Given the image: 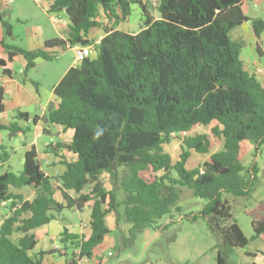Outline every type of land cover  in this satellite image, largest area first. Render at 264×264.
I'll list each match as a JSON object with an SVG mask.
<instances>
[{"label": "trees", "instance_id": "trees-1", "mask_svg": "<svg viewBox=\"0 0 264 264\" xmlns=\"http://www.w3.org/2000/svg\"><path fill=\"white\" fill-rule=\"evenodd\" d=\"M245 2L52 0L50 12L68 17L67 39L49 40L45 49L33 52L7 43L14 36L13 27L0 15L1 46L9 62L17 56L26 60L25 75L37 59L55 60L49 49L59 50L53 53L59 55L68 46L95 45V55L71 68L56 85L57 105L49 106L44 119L73 132L65 150L75 161L65 163L63 175L46 176L32 148L25 154L21 174L8 169L0 176V205L6 203L10 211L0 226V264H44L48 255L64 258L66 264L92 260L112 233L110 215L116 229L127 228L118 247L120 252L127 250L146 229H159L164 218L181 213L179 202L186 189L204 201L190 221L212 223L229 253L256 256L248 248L264 235V220L252 221L248 239L230 202V197L250 200L258 183V165L245 166L241 143L253 145L255 157L264 146V85L245 68L244 42L232 37L245 24L252 25L257 39L264 35V20L247 16ZM134 4L143 12L140 30H121ZM94 29L105 33L99 44L89 39ZM5 65L0 60L3 75L10 77ZM4 104L5 89L0 86V113ZM16 119L0 124V133L8 132L12 139L29 132V126L19 125H28L29 115L19 113ZM213 124L211 135L182 137ZM214 139L223 140L224 147L212 154ZM177 140L181 153L175 162L165 148ZM47 149L59 152L52 145ZM193 153L209 156L210 161L191 168ZM10 158L1 147L0 164L6 166ZM12 189L29 190L35 197L25 200ZM86 207L91 211L89 234L65 227L59 249L35 252L38 229L60 220L65 211ZM217 264L230 263L218 252Z\"/></svg>", "mask_w": 264, "mask_h": 264}, {"label": "rangeland", "instance_id": "rangeland-1", "mask_svg": "<svg viewBox=\"0 0 264 264\" xmlns=\"http://www.w3.org/2000/svg\"><path fill=\"white\" fill-rule=\"evenodd\" d=\"M42 1V5L36 4L34 0H11V4L9 5L8 3V6H11L12 9L8 12L6 20L12 25L14 32L13 39L8 40L10 44L21 45V40H25L27 31H30L37 26H43V28L49 32H54L50 21V18L52 17L63 18L64 21H67V24L69 23L67 15L60 14L58 16L57 14L50 12L49 4L52 0ZM244 10L245 14H247L246 10L248 11L249 16L260 17L263 12V7L256 8L247 1L245 2ZM142 19L143 12L140 5L134 4L132 6L131 16L128 17L126 22L120 25V29L128 32H138L140 30L139 25ZM55 25L67 27L62 24ZM247 25L249 26L251 24ZM96 30L97 29H94L91 33L96 32ZM1 31L4 34V29L2 27H0V35L2 33ZM232 37L236 41L244 42L242 59L246 64V69L257 72L255 66L257 60L261 58V56L259 54L257 55L255 52L256 49L254 43L256 37L254 36V31H252L250 27L244 26L234 30ZM257 41L259 48L263 49L264 56V39L260 38ZM0 56L7 61V55H5V50H3L1 44ZM74 58V52L70 49L66 50L64 54H59L58 59H55L53 62L46 61L39 68L32 70L29 75L33 80H44V77L42 76L43 74H46L48 77H46L47 79L44 82L46 86L50 87L56 80L57 76L63 73L65 64L72 62ZM260 60L264 69V57ZM10 68L15 78L21 79L24 77L21 72L22 65L20 62H15ZM2 73L3 71L0 69V75H2ZM258 79L264 84V74L259 76ZM214 126L215 124L210 127L199 126L194 129L192 133H189V136H194L196 134L211 135V129ZM7 135L8 132H2L0 135V142L6 145L9 143ZM46 139H49V137L44 136L40 138L39 142L41 146H43ZM217 144H219L218 139H214L215 147L213 151L217 149ZM11 146H14L18 152L13 162L10 163L11 169L9 170L15 174H21L25 162V147L22 138L17 140L14 139ZM8 148L10 150L12 149L11 147ZM165 149L173 157L175 162L179 159L181 153L180 141L177 140L172 142V144L166 146ZM193 159L194 158L190 161V167L197 166ZM242 161L246 167H250L256 163L259 168L258 183L252 198L250 200H244L230 197L234 219L244 235L250 239L253 233L251 228L252 220L259 215L261 216V210L263 209L261 205L264 203V146L261 147L258 157H255L254 147L251 149L250 153H243ZM43 166H45V163H43ZM5 168H8V164ZM145 176L147 178L150 177L149 174H146ZM107 178L108 176L106 175V179ZM108 187H110L109 184ZM184 192L185 194L183 193L181 201L179 202L181 213H175L173 218H164L159 224V229H146L138 236L134 246L127 250L120 252L118 249L122 233L126 232L127 228L125 226H121L120 229L113 227L112 233L106 237L107 244H109L111 239L113 242L112 244L110 243L109 248L105 249L106 254L111 252L114 256L112 257V255L109 254L106 264H217L218 252H221L222 257L230 264H238L240 260L243 261L245 259V252L237 251L229 253L224 239H222V237L215 231L212 227V223L202 219L197 222H192L188 219L189 216L193 214L199 215L204 205V201L196 199L192 192L187 189ZM61 217L66 218L72 224L79 220L75 212L65 211ZM113 219V215L108 217V222L112 226ZM252 243L249 247L253 245ZM261 244V242H258L254 245ZM58 245L60 246L59 242L56 246ZM58 258L64 259L60 257Z\"/></svg>", "mask_w": 264, "mask_h": 264}, {"label": "crops", "instance_id": "crops-1", "mask_svg": "<svg viewBox=\"0 0 264 264\" xmlns=\"http://www.w3.org/2000/svg\"><path fill=\"white\" fill-rule=\"evenodd\" d=\"M11 0H0V15L3 17L5 21L7 19L8 12L12 9L11 6H8L11 4ZM249 2L252 6L256 8L263 7V12L260 17L258 16H249L248 11L246 10V15L254 18V19H262L264 20V0H246V2ZM43 1L41 4L42 5ZM52 2L49 4V8L51 6ZM243 4V10H244ZM245 12V10H244ZM6 15V17H5ZM53 18H50L52 27L54 32H49L48 30L44 29L43 26H37L36 28L27 31V34L25 36V40H21V45L16 44H10L7 40V43L9 45H14L17 47L24 48L27 51L33 52L41 49H45L46 42L52 39L60 38V39H67V31L68 27L64 26H56L55 23L53 24ZM9 23V22H8ZM244 26L250 27V29L253 31L252 25L245 24ZM242 26V27H244ZM0 27L1 23H0ZM2 32V31H1ZM14 34V32H13ZM255 36V34H254ZM14 37V36H13ZM105 37V33L102 29H97L96 32H92L89 35V39L98 44L103 38ZM4 38L3 32L0 35V44L1 41ZM261 38L264 39V35L261 36ZM13 39V38H12ZM258 39H255V52L258 55L260 52L263 54V49L259 48ZM263 48V47H262ZM5 50V49H3ZM49 53H51L52 57L53 54L59 50L57 49H49ZM260 51V52H259ZM5 55H7V61L5 58L0 56V60H3L6 62L5 68L6 70H9L11 72V76H4L3 73L0 75V86L4 87L5 89V110L3 113H0V124L3 125H10L11 123H16L19 113L27 114L30 117L29 124L27 125L24 122H20V127L23 128H29V132L26 134H18L16 138H9V133L7 135V138L9 139V143L3 144L0 142V148H5L7 151L11 153V158L8 163V168H5L2 164H0V176L5 174L8 169H11L10 163L13 162L15 156L17 155V150L12 145V142L17 139L22 138L23 145L25 147L24 152V158L25 154L28 150L35 148L36 152L38 154V160L41 170L45 173L46 176H60L63 175L67 167L65 165L66 162L75 161V156L65 150V147L69 146L72 141L73 132L70 130H65L62 126H57L53 124H47L44 119L47 114V110L50 105H57L56 98L54 96V88L58 83L63 79L65 74L71 69L77 67L74 60L70 63L65 64L64 70L62 74H59L56 78V80L53 82V84L48 87L46 86L45 82L46 77H48L46 74H43L42 77H44V80H33L29 73L25 75L24 69L27 65L26 60L22 56H17L14 58L12 62L8 61V54L5 51ZM260 55V54H259ZM15 62H20L22 65V74L24 75L23 78L17 79L13 76V72L10 68L11 65H13ZM46 61L39 58L35 61L36 68H39L43 63ZM13 63V64H12ZM62 63V62H61ZM246 68V64H245ZM257 72L253 70L246 69L250 73H256L257 76H262L264 74V69L261 64L260 58L256 62ZM33 69V70H34ZM2 70V69H1ZM259 70L261 72H259ZM3 71V70H2ZM263 84V83H262ZM264 85V84H263ZM37 118V123L34 124V119ZM198 128V127H196ZM195 128V129H196ZM2 133V132H1ZM0 133V135H1ZM192 133V132H190ZM31 134V135H28ZM47 136L49 139H46L43 146L40 145V138ZM219 144H217V149L215 151L212 150V154L219 152L223 149L224 143L223 140H219ZM54 146V148H58L59 152L56 154L54 151L47 149L48 146ZM216 145V144H215ZM8 147H11L10 150ZM215 146H213L214 149ZM253 146L247 142L244 141L241 143V152H240V158L243 159V153H250ZM181 149V148H180ZM193 161L195 162V165L199 166L202 165L206 161H210V157L200 156L195 153L192 154ZM43 163H45V166H43ZM196 166V167H197ZM195 167V166H194ZM191 167V168H194ZM12 194L15 196H23L25 200L32 201L35 197V194L29 190H11ZM56 199L58 201H61L60 194H56ZM78 216V219L76 223L72 224L69 222L66 218L60 217V220H57L55 222H52L48 225H45L38 229L35 233L38 239V245L36 247L35 252H51L54 251L56 245L58 244L60 237L63 233V230L65 227H68L71 232L79 234V235H87L90 233V218H91V211L88 207L83 209L82 211L75 212ZM261 216L259 215L256 218H253L252 221H263L264 220V207L261 210ZM10 216V211L8 210V207L6 204L0 205V226L4 222L6 218ZM255 217V216H254ZM108 221V220H107ZM110 229L113 231V227H115V219H113V226L110 225L108 222ZM40 234V236H39ZM113 240L111 239L109 241V244H107V239H105L103 245L98 247L95 251V257L92 260H83L81 264H106L107 258L109 257V254L111 252H108L106 254V249L109 248L110 243L112 244ZM258 242H261V245H254ZM253 245L249 247L248 252L253 253L256 256H248L245 253V259L243 261H239L238 264H264V235L252 243ZM114 255H112L113 257ZM44 264H66L64 259H59L58 256L55 255H48L44 259Z\"/></svg>", "mask_w": 264, "mask_h": 264}, {"label": "built area", "instance_id": "built-area-1", "mask_svg": "<svg viewBox=\"0 0 264 264\" xmlns=\"http://www.w3.org/2000/svg\"><path fill=\"white\" fill-rule=\"evenodd\" d=\"M36 4H41L42 0H34ZM53 22L55 24H62L68 27L67 21H64L63 18L60 17H54ZM100 43V42H99ZM98 43V44H99ZM96 44V43H95ZM68 49L72 50L75 54L74 62L78 66L80 65L85 59L92 58L95 55V45H89V46H68ZM55 59L59 58V55H53ZM259 72H261L259 70ZM189 133H182V137L188 136ZM201 173H204V169L201 168ZM6 204V203H3ZM55 248L59 249L60 246H56ZM55 249V250H57ZM112 255V253L110 254Z\"/></svg>", "mask_w": 264, "mask_h": 264}, {"label": "clouds", "instance_id": "clouds-1", "mask_svg": "<svg viewBox=\"0 0 264 264\" xmlns=\"http://www.w3.org/2000/svg\"><path fill=\"white\" fill-rule=\"evenodd\" d=\"M97 135H100V133L98 132Z\"/></svg>", "mask_w": 264, "mask_h": 264}]
</instances>
